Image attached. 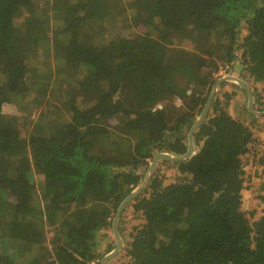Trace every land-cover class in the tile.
<instances>
[{
	"label": "trees",
	"instance_id": "1",
	"mask_svg": "<svg viewBox=\"0 0 264 264\" xmlns=\"http://www.w3.org/2000/svg\"><path fill=\"white\" fill-rule=\"evenodd\" d=\"M147 1L0 0V264H99L119 203L154 153L185 152L221 67L238 62L264 109V0ZM117 9L145 30L107 36ZM233 94L124 208L118 264H264V195L246 198L250 160L264 187V115L233 117Z\"/></svg>",
	"mask_w": 264,
	"mask_h": 264
},
{
	"label": "rangeland",
	"instance_id": "2",
	"mask_svg": "<svg viewBox=\"0 0 264 264\" xmlns=\"http://www.w3.org/2000/svg\"><path fill=\"white\" fill-rule=\"evenodd\" d=\"M144 1L148 3L147 0H144ZM117 11H118V9L115 11L113 10L112 14L104 20L105 27L107 28V36H110L112 39L113 38L115 39V38L119 37V35H120L119 32L124 31L125 36L129 37L130 35H132L135 32H143L145 30V28L142 26L137 28L132 24V19H131L130 15L127 11H121L119 13V15H117ZM51 49H52V51H54L53 47ZM239 66H240L239 63L234 61L232 63V65L228 66V69H227V67L226 68L221 67L217 73L213 74V77L215 80H217L219 77H221L227 73H230V74L235 75V76H239L238 75ZM215 80H214V82H215ZM222 84H224V85L221 87ZM222 84L218 87V90L215 93V96H219L222 99L225 92L234 93L233 98H231V100L229 101V104L227 107L228 111L230 112V114L233 117L240 118V119H246L247 121L251 120L252 118H249V116L247 115L246 110H245L246 102H247V97H246L245 92L235 83L224 82ZM252 88H253V85H252ZM87 99H88V95L85 96L81 100L80 106L84 107V106L88 105L89 101ZM262 102H263V105L261 107L264 108V99H262ZM55 104L60 105L64 108L63 102H62V96L60 94L56 97ZM24 105L25 104L21 105V108L19 109V111L22 109L24 110ZM178 105H180V104H178ZM88 106H90V104ZM14 107L17 108L18 106H14ZM16 111H18V110H16ZM64 112H65V109H64ZM31 113H32L31 118H35L37 116V114L39 113V110L31 109ZM252 126L256 130V133L259 136V138L261 139L262 145L264 146V117H259L257 124L253 123ZM259 148H260V145L257 144V146L255 147V150H257ZM150 162H151V160H150ZM257 165L258 164H255L253 160H250L249 171H250V174L252 176L251 183H250L251 189L248 190V195L246 194V198L250 200V204L253 206L257 205V199L255 198L257 193L262 192L261 194L264 195V189H262L264 187L259 185V180L255 176L253 177V170L257 167ZM157 167H158V165H157ZM157 167H156V169H157ZM146 170H147V168L145 169V171L143 170L144 172L142 171L143 177L146 173ZM165 170H168V168H165ZM171 173L172 172L169 171V174H171ZM143 177H142V179H143ZM34 181L36 183H38L37 182L38 178L37 177L34 178ZM126 217L129 218V217H131V215H127ZM125 224L129 225L130 221H127ZM107 232H110V230H107ZM104 246H105V243L102 245V248H104ZM113 247H114V240H113ZM101 255L103 256L104 252L101 251L100 256ZM109 264H118V260L113 259V260H111V262Z\"/></svg>",
	"mask_w": 264,
	"mask_h": 264
},
{
	"label": "water",
	"instance_id": "3",
	"mask_svg": "<svg viewBox=\"0 0 264 264\" xmlns=\"http://www.w3.org/2000/svg\"><path fill=\"white\" fill-rule=\"evenodd\" d=\"M224 82L235 83L245 92L246 97H247L246 108L250 113L256 116L264 115V109L256 110L254 108L253 94L250 90L249 83L247 82L245 78L227 73L219 77L217 80H215V82L211 86V90L207 96V99L199 115L197 116V118L195 119V122L192 124V126L188 130L187 146H186L185 152L182 155H174L169 152L154 153L151 159V162L149 163L146 173L143 179L141 180V182L135 188H133L119 203L116 209V212L114 214V217L112 219V223H111V231H112V236L114 239V247L111 251H109L108 253L104 254L101 257L99 264H106L110 260H113L124 247L123 240L118 230V223L120 220V216L124 208L127 206V204H129L134 198H136L148 186L149 181L152 175L154 174L159 161L167 160L170 162H180V161L189 159L191 156H193V154L195 153V145H194V139H193L194 133L198 130V128L201 126V124L206 119L208 112L210 110V107L212 105V102L214 100L215 93L217 92L218 87Z\"/></svg>",
	"mask_w": 264,
	"mask_h": 264
},
{
	"label": "built area",
	"instance_id": "4",
	"mask_svg": "<svg viewBox=\"0 0 264 264\" xmlns=\"http://www.w3.org/2000/svg\"><path fill=\"white\" fill-rule=\"evenodd\" d=\"M175 103L178 105V104H180L181 103V101H180V98L179 97H176L175 98ZM158 109H160V108H162V104L161 103H159V104H157V106H156Z\"/></svg>",
	"mask_w": 264,
	"mask_h": 264
},
{
	"label": "clouds",
	"instance_id": "5",
	"mask_svg": "<svg viewBox=\"0 0 264 264\" xmlns=\"http://www.w3.org/2000/svg\"><path fill=\"white\" fill-rule=\"evenodd\" d=\"M181 101V100H180ZM174 102H175V100H174ZM176 104V103H175ZM180 105H181V103H180Z\"/></svg>",
	"mask_w": 264,
	"mask_h": 264
}]
</instances>
